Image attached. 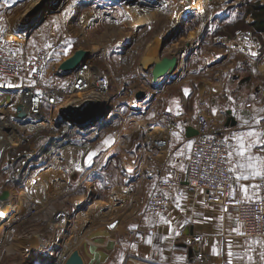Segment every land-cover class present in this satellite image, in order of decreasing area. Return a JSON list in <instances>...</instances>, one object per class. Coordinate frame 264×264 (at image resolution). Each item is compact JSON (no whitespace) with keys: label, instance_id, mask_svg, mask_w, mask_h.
<instances>
[{"label":"rangeland","instance_id":"1","mask_svg":"<svg viewBox=\"0 0 264 264\" xmlns=\"http://www.w3.org/2000/svg\"><path fill=\"white\" fill-rule=\"evenodd\" d=\"M34 1L12 0L10 11L16 14L10 20L21 24L28 17L26 13L35 6ZM58 1L62 0H54L49 5L53 6ZM163 1L168 4L163 5ZM245 1L256 2L201 0L196 6V15L194 11L182 15L177 11L179 0H64L65 3L58 5V8L67 2H79L74 7L76 12L72 25L61 22L65 17L64 12L49 13L52 7L45 6L46 19L26 39L23 48L33 53L55 47L53 53L56 51L54 59L56 57L57 60L49 62L47 76L52 75L54 69L76 50H89L87 60H92L97 67L109 73L112 96L107 105L99 107V114H96L98 122L95 124L81 125L83 122L77 119L56 120L51 130L24 134L27 141H23L13 153L5 155L0 168V192L9 190L11 196L7 208L0 211L7 218L0 222V264H12L14 261L18 264L36 263L37 257L44 255L48 248L42 250L43 241L51 240V233L54 232L58 244L52 245L51 249L54 246L56 254L63 250L68 253L80 250L84 255H89L90 251L98 249L93 242L100 243V239L110 236L121 247L117 256L105 263L122 264L131 242H124L123 234H119L122 225L120 216H129V231H136L135 218L129 212H132L133 199L143 203L149 197L145 196L148 187L152 193L158 189L160 181L172 180L165 169H159L164 162L174 161L171 156L166 159L169 151L162 156H154L159 161L147 153L150 133L164 134L170 129L176 110L185 107L183 94L192 91L196 78H208L219 70L222 79H225L233 72L226 68L231 59L218 61L215 55H209L202 61L200 57L198 60L189 59L184 67L187 70L183 69L178 76L155 84L152 79L147 80L150 71L146 72L142 67V51L152 36L160 33H170V37L173 34L188 35L194 31L193 37L196 38L197 25L208 15L211 21L220 14L235 13L240 18L235 26L243 27L241 22L247 10V6L243 7ZM163 6H167L168 11ZM72 8L71 5L68 12ZM145 12L153 14L152 18L147 22H138ZM81 16L87 25L82 34L73 37L78 31L76 26L80 27ZM246 28L248 26L242 29ZM225 30L223 27L215 32ZM210 34L204 42L207 47L212 45ZM188 42L191 46L187 49L194 46L193 39ZM184 46L186 48L188 45ZM197 54L202 52L199 50ZM139 91H144L145 97L138 99L136 94ZM152 97L154 99L150 102ZM104 111L107 112L105 116ZM107 119L111 120V124L100 128V123ZM169 136L168 132L167 143L172 135ZM106 140L108 143H105ZM235 142L232 139L228 145L232 147ZM189 143L177 144L178 151L184 153L181 157L189 153ZM68 151L74 153L68 155ZM89 153H98L91 166L85 163ZM6 161L14 164L9 167ZM7 165L8 170L2 171ZM154 167L156 172H152ZM59 213L69 220L68 227L66 225V229H60L63 230L60 235V220H55L53 216ZM12 224H16L13 230L8 228ZM135 234L140 235V232L136 231ZM6 236L7 240L4 241ZM40 242L42 244L35 252L33 248ZM209 262L212 264L210 258Z\"/></svg>","mask_w":264,"mask_h":264},{"label":"crops","instance_id":"2","mask_svg":"<svg viewBox=\"0 0 264 264\" xmlns=\"http://www.w3.org/2000/svg\"><path fill=\"white\" fill-rule=\"evenodd\" d=\"M11 1L12 0H0V30L5 27L3 15L10 12L12 16L16 14L15 11H10ZM260 1L264 4V0ZM163 2V5L168 4V2ZM221 2H225V0H221ZM78 3L79 2L71 4V2H67L65 6L54 12V14L64 12L65 17H62L63 19L61 22H67L72 25V23H74L73 14L76 12L74 7H77ZM189 3V0H179L177 11L183 15V9L193 7V5L191 4V6ZM71 5L73 7L72 11L68 12ZM163 7L168 11L167 6ZM190 11H194L196 15V8L193 7V10ZM233 15L235 16L234 19H232ZM137 17L138 15L136 18ZM208 19H210L209 15L204 21H200L197 25L196 38L193 37L194 31H190L188 35L183 36L173 34L170 36L169 40L166 38H169L170 33L167 35H162L160 33L158 35H153L142 51V59L144 58L142 67L144 69H147L149 64L158 58V49L153 47V42L156 36H160L167 40L166 44H164L165 46L162 53L164 57L172 56L173 53L180 50L183 53L175 70L159 79L156 83L163 80L166 81L175 75L178 76L183 69L187 70V68L184 67L189 59L198 60V57H200V60L202 61L209 55H215L218 61L231 59L230 63L226 65V68H230L233 72L231 76H228L225 79H222L219 70L212 73L208 78H196V86L192 91L190 90L183 94V103L185 107L179 109L176 108L175 117L170 123V129H167L164 134L156 132L151 135L150 133V149L147 151L148 155H151V158H155L157 161L158 157L154 156H162L161 154H165L169 151L170 155L167 154L166 159L171 156L176 162H172V160L169 163L164 162L159 169H165L167 176L184 187L185 194L182 199L178 200L182 205L181 210H177L175 206H172L166 213L159 215L148 211L145 212L144 203L147 198L143 203L142 201L140 202L137 199H133L132 212H129L133 218H135V230L137 228L136 231L140 232V236L137 239L135 234L136 231H129L127 221H131L130 217L128 216V219L125 214L120 216L119 219L122 220V225L120 226L121 229L119 234H123L122 239L124 242H127L128 240L131 242L128 245L122 264H188L189 260L196 253L194 238L197 236H200L201 238L199 246L200 251L208 255L212 264H264V259H261L260 257V254L264 253V237L251 238L245 236L243 234V228L237 220V215L234 212L224 214L219 205L205 202L202 193H194L190 191L186 187L185 179L188 157L192 148L189 153L185 154L183 157L177 155V144L180 145L182 142H190L192 144V137L194 136L188 137L186 135V130L189 127L196 128V116L199 113H205L210 119L213 127L218 129L219 132L224 133L225 131H230L232 134L247 131L248 129L244 124L245 121L251 123L254 118L258 119L264 116V112L259 111L260 109H264V66H259L260 64L256 65V62L247 60L238 54H228L222 48L213 44V38L218 35L224 33L232 35L245 26L250 27L254 21L253 17L251 15L244 16V20L241 22L244 24L243 27L235 26L240 22L238 21L240 18H237V14L235 13H223L218 17L213 18L211 21ZM79 24L80 27L76 26L78 31L74 33L73 37H78L82 34L81 32H83L85 29L84 27L87 25V22L83 21L82 16ZM176 25L177 23L172 27L174 28ZM184 26H186V22L184 23ZM223 27L227 30L223 32H215V30L219 31L221 28L223 29ZM209 34L211 35L212 45L207 47V43L204 42ZM192 39L194 46L187 49V47L191 46L189 45L190 43L188 40ZM183 44L188 46L185 48V46L183 47ZM199 50L202 52L200 55L197 54ZM55 53L56 51L52 54V61L57 60L56 57L54 59V55H57ZM59 66L54 69L52 75H46V79L57 80L60 83L67 82L72 74L65 76L61 75ZM64 77L68 78L66 79ZM147 77V80H153L151 73H148ZM255 97L258 98L259 103H252L250 107H247V103L252 102ZM222 102L223 105H221ZM227 123H229V125H227ZM261 127H264V125ZM171 131H174L173 133H176L177 135H173V133L171 134ZM168 132L170 136H172H169V142L166 147H157L155 145L156 139H166ZM162 135H164V137ZM236 144L237 141L234 145ZM232 148L233 146L231 147L229 145V151H232ZM11 151L12 150L8 151L5 155L10 154ZM255 151L256 150L253 149L254 153ZM257 154L264 156V152H259ZM178 159L181 161H178ZM236 159L238 158L233 157V161ZM6 162L9 167L14 164L12 161ZM8 165L5 166L2 171H7L8 169L6 168ZM181 166H183L185 170L181 171ZM154 169H152V172H156V167H154ZM232 173L234 176L239 174L238 171ZM254 183H257V180L249 179L237 181L236 187L233 191L234 196L246 199L240 189V185H251ZM1 193L2 192H0V194ZM149 193L150 190L148 187L145 196L148 197V195H150ZM258 196H255L254 199ZM167 220H171L172 222V231H169V225L165 223ZM176 232H179L180 234L177 236L175 235ZM134 239L139 242H135ZM100 240V243H92L94 246H97L98 249L94 252L90 251L89 255H84L79 250L85 264L107 263L111 259H114L117 256V253L120 252L119 250L121 246L118 243H114V240L110 238V236ZM149 240H151V243H148ZM133 245H135V247H133ZM230 251L233 253L232 256L228 255Z\"/></svg>","mask_w":264,"mask_h":264},{"label":"built area","instance_id":"3","mask_svg":"<svg viewBox=\"0 0 264 264\" xmlns=\"http://www.w3.org/2000/svg\"><path fill=\"white\" fill-rule=\"evenodd\" d=\"M3 17L5 27L0 30V131L8 140V146L2 152L0 168L5 153L17 149L23 141H27L24 134L53 129L61 109L81 106L87 102H97L98 107H101L107 105L111 99L109 73L97 67L90 59L72 73L65 83L46 79V70L55 47L28 52L23 48L27 39L26 33L18 31V22L10 20L12 14L5 13ZM263 37L262 33L250 26L233 35H218L213 38V44L228 54H238L247 60L263 64ZM251 52H256L257 56L252 57ZM252 103H259L258 98H253L252 102L247 103V107ZM22 113L25 115L21 116ZM195 123L198 134L192 137L186 187L194 193H202L205 202L219 205L224 214L234 212L245 236L264 237V187L260 189L255 203L234 196L237 180L234 174L228 171L229 165L220 162L221 157L226 156L225 149L229 151L227 138L232 132H219L205 113H199ZM6 124L10 127H5ZM16 129H19L17 137L12 133ZM155 145L164 148L167 141L165 138H158ZM256 180L257 183H262L259 179ZM184 194V187L178 182L160 181L158 189L150 193L144 206L145 210L157 215L166 213L172 206L181 210L182 205L178 200L182 199ZM1 203L0 201V210ZM53 216L56 217L55 220H60L58 232L66 221L68 227L69 220L65 215L59 213ZM56 235L55 232L51 233V240H42L45 243L42 250H45L44 247L48 248L44 255L37 257L38 260L52 253L51 260L55 259L52 264L66 262L69 256L67 251L56 254L54 246V249H51L52 245H56ZM139 236L136 235V238ZM200 243V236L195 237L196 253L188 264H210L209 257L199 249ZM41 244L40 242L34 246L33 250L37 252ZM12 264L18 262L14 261Z\"/></svg>","mask_w":264,"mask_h":264},{"label":"water","instance_id":"4","mask_svg":"<svg viewBox=\"0 0 264 264\" xmlns=\"http://www.w3.org/2000/svg\"><path fill=\"white\" fill-rule=\"evenodd\" d=\"M51 0H41L39 6H37L35 9L30 10L28 12V17L24 19V21L19 24L18 31L20 32H25L26 33V38L28 39L30 35L33 33L34 30L38 29L39 26L44 22L46 19V14H44V8L45 6L52 7L51 12L48 11L49 13H54L58 11L60 8L57 6L62 4L64 0L61 2H56L55 4L49 5ZM65 3V2H64ZM48 9V8H47ZM34 14H37L35 18H31L28 20L29 17L33 16ZM30 15V16H29ZM166 39H170L166 38ZM166 39L156 36L153 42V47L155 49H158V58L151 62L146 70V72L150 71L152 77H153V82L156 83L159 79L165 77L167 74L172 73L176 66L178 65V61L181 59L182 56V51H177L173 53L172 56L169 57H164L162 55L163 50H164V44H166ZM191 53V52H190ZM189 53V54H190ZM88 56H90V52L87 50H77L71 57L66 59L63 63L60 64L59 69L61 75H69L77 71L80 67L83 66V64L87 61ZM136 97L138 99H141L145 97L144 91H139L136 94ZM153 97L151 98L150 102L153 101ZM99 107L96 103H84L81 106L77 107H72V108H63L59 111V114L57 116V121H62L65 119H70L72 121L81 120L83 124L81 125H86L90 126L98 122V116L96 114H99ZM104 116L107 113L106 111L103 112ZM102 113V114H103ZM25 113H22L21 116H24ZM111 124V120H106L103 123H100V128L105 127L107 125ZM99 125V124H98ZM229 125V123H227ZM198 134V131L194 128H188L186 130V135L188 137H192ZM8 146V140L6 139L5 135L0 131V151L3 152V150ZM186 184V182H185ZM11 196V192L9 190H4L0 194V201L6 202L9 200ZM64 264H85L81 254L79 253L78 250H73L66 262Z\"/></svg>","mask_w":264,"mask_h":264},{"label":"snow or ice","instance_id":"5","mask_svg":"<svg viewBox=\"0 0 264 264\" xmlns=\"http://www.w3.org/2000/svg\"><path fill=\"white\" fill-rule=\"evenodd\" d=\"M250 55L252 57H256L257 53L251 52ZM259 111L264 112V109H260ZM244 124L248 129L247 131H242L238 134H230L229 138H227L229 141L235 139L237 144L233 146L232 151L225 149L226 156L221 157L220 162L222 164L229 165V172H239V174L235 176L237 181L259 179L262 182L251 185H240V189L243 192L245 198L255 203L256 201L254 197L258 196L260 189L264 187V156L257 154L259 152H264V127H261L264 125V116L258 119L254 118L253 122L251 123L245 121ZM173 135L177 134L173 133ZM105 143H108V141L106 140ZM187 148L190 150L192 148V144L189 143ZM253 149L256 150L255 153L253 152ZM97 154L98 153H89L85 163L91 166L93 158ZM177 155L182 156L184 153L183 151H178ZM233 157L238 159L233 161ZM188 158L190 159L191 157ZM183 170L185 169L183 166H181V171ZM3 216L4 213L0 212V218ZM165 223L169 225V231H172L171 220H167ZM179 234V232L175 233L177 236ZM148 243H151V240H149ZM133 247H135V245H133ZM228 255L232 256L233 253L230 251ZM260 257L261 259H264V253H261Z\"/></svg>","mask_w":264,"mask_h":264},{"label":"bare ground","instance_id":"6","mask_svg":"<svg viewBox=\"0 0 264 264\" xmlns=\"http://www.w3.org/2000/svg\"><path fill=\"white\" fill-rule=\"evenodd\" d=\"M190 1V5L192 4L193 5V7L194 8H196V6L197 5H199V3L201 2V0H195V1H193V0H189ZM40 2H41V0H35L34 2H33V4L35 5H33L34 7H32V9H30V10H33V9H35L37 6H39V4H40ZM50 3H54V0H51L50 1ZM49 3V4H50ZM191 5V6H192ZM193 7H191V8H187V9H183V15L185 14V13H187V12H189L190 10H193ZM30 12V11H29ZM182 14V13H181ZM26 15L28 16V12L26 13ZM25 15V16H26ZM30 16V15H29ZM152 16H153V14H151V13H146L145 15H143V16H141L140 18H139V21L138 22H147V21H149L151 18H152ZM82 33V32H81ZM79 35V34H78ZM167 35V34H166ZM95 40V39H94ZM97 40V39H96ZM104 40V39H103ZM102 41V40H101ZM95 42V41H94ZM99 42V41H98ZM104 42V41H103ZM110 96H112V95H110ZM21 126V125H20ZM5 127H10L8 124H6L5 125ZM11 130H12V128H11ZM18 131H19V129H16V130H14V131H12V133H13V135H15V137H17V133H18ZM157 142H158V140H156V144H157ZM67 148H69V147H67ZM70 150V149H69ZM66 151V150H65ZM83 152V151H82ZM68 153V155H72L71 153H74V152H70L69 153V151L67 152ZM1 157H2V152L0 151V159H1ZM10 203V198H9V200H7L6 202H4V201H2V203H1V206H2V208L3 209H6L7 208V204H9ZM1 211V210H0ZM4 213V212H3ZM7 219V218H6ZM5 218H4V216L2 217V218H0V222H2V220H6ZM3 222H7V221H3ZM67 225V221L66 222H64V224H63V226L61 227L62 229L65 227ZM14 227H16V224H12V225H9V229H12L13 230V228ZM1 228V227H0ZM9 231L10 230H8L7 231V235H8V233H9ZM59 232H61V231H59ZM59 232H58V234H59ZM7 240V236L5 237V240L4 241H6ZM56 245L58 244V243H56V242H54ZM55 245V246H56ZM55 250V249H54ZM72 252V251H71ZM71 252H69V254L71 253ZM51 254L52 253H49L46 257H44V258H42V259H40V260H38L37 259V262L36 263H32V264H52L53 262H54V260L52 261L51 260ZM53 259V258H52ZM52 261V262H51Z\"/></svg>","mask_w":264,"mask_h":264},{"label":"trees","instance_id":"7","mask_svg":"<svg viewBox=\"0 0 264 264\" xmlns=\"http://www.w3.org/2000/svg\"><path fill=\"white\" fill-rule=\"evenodd\" d=\"M244 6H247L245 15H251L254 19L251 26L257 32L264 34V4L259 1L256 2L249 1L248 3L245 1L243 7ZM16 150H12L10 154Z\"/></svg>","mask_w":264,"mask_h":264}]
</instances>
